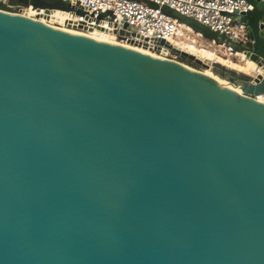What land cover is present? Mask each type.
Segmentation results:
<instances>
[{"label": "water", "instance_id": "1", "mask_svg": "<svg viewBox=\"0 0 264 264\" xmlns=\"http://www.w3.org/2000/svg\"><path fill=\"white\" fill-rule=\"evenodd\" d=\"M246 1L245 44L162 8L254 64L227 86L0 10V264H264V2Z\"/></svg>", "mask_w": 264, "mask_h": 264}, {"label": "built area", "instance_id": "2", "mask_svg": "<svg viewBox=\"0 0 264 264\" xmlns=\"http://www.w3.org/2000/svg\"><path fill=\"white\" fill-rule=\"evenodd\" d=\"M65 1L72 8L82 10L85 15L80 17L76 16L73 11L63 12L65 17L59 21L55 18L54 12L56 11L46 12L32 7L13 8L7 6L3 0L1 5L4 6L3 11L23 15L60 30L90 38L92 35L104 34L117 40L123 46L141 49L150 56L176 62L179 56L159 45L156 40H163L171 46L176 41H182L197 48L214 47L221 50L220 54L227 59L238 58L242 55L234 51L233 45L216 44L179 23L163 13V7L174 10L235 43L251 42L247 27L241 20L250 9L246 0H143L156 5V8L130 0ZM261 1L264 2V0ZM123 25H126V31L129 33V37L124 39L112 33L121 30ZM128 40L140 43V47L128 44ZM201 41L206 42L208 48ZM215 52L217 51L214 50L213 53ZM259 100L264 102V96Z\"/></svg>", "mask_w": 264, "mask_h": 264}, {"label": "bare ground", "instance_id": "3", "mask_svg": "<svg viewBox=\"0 0 264 264\" xmlns=\"http://www.w3.org/2000/svg\"><path fill=\"white\" fill-rule=\"evenodd\" d=\"M54 14H55V18L59 21H61L63 19V17H65L64 13L61 11H56V12H54ZM92 38H94L96 40L103 41V42L114 43V42H112L111 38H109V36H106L104 34H99V36L92 35ZM173 46H174V48H177V49L182 50L188 54H191L198 59L209 60L210 62H215V63H219L221 65H226L230 69L235 70L237 72L244 73V74H251L252 71H254V69H255L254 64L252 62L246 60L244 58V56L238 57L239 62H236V63L230 62L227 65V63H226L227 61L221 60L220 58L217 57V55L215 53H213L212 51H210L208 49L196 48L192 45H187L186 47H181L180 44L178 43V41H176V43H174ZM127 48H131L132 50H136V51L141 52L143 54H149L146 51H143L141 49H136V48L129 47V46H127ZM238 63H241V64H238ZM204 71L209 72V70H204ZM204 75L207 76L206 74H204ZM207 77H209V76H207ZM210 78H212V77H210ZM212 79L219 82L222 85H225V86L228 85L225 81L220 80L216 76H214V78H212Z\"/></svg>", "mask_w": 264, "mask_h": 264}, {"label": "rangeland", "instance_id": "4", "mask_svg": "<svg viewBox=\"0 0 264 264\" xmlns=\"http://www.w3.org/2000/svg\"><path fill=\"white\" fill-rule=\"evenodd\" d=\"M1 2H2V0H0V4H1ZM109 38H110V37H109ZM111 40H112V42H114L115 44L121 45L117 40H114L113 38H111ZM181 42H182V41H179V42H178V43L180 44L181 47H186V46H187V43H183V42L181 43ZM201 42H202L205 46H207V45H206V42H204V41H201ZM114 43H112V44H114ZM196 48H197V47H196ZM198 48H201V47H198ZM207 48H208V46H207ZM208 49H211L210 51H212V52H213L214 50H216L217 52H215V54L217 55V57L220 58L221 60L227 61V62H226L227 65H228V63H230V62H234V63L239 62V59H238V58L227 59V58L223 57V55L220 54L222 51L219 50V49H215L214 47H211V48H208ZM218 52H219V53H218ZM177 62L180 63V64H182V65H184V66H186V67H188V68H190V69H193V70H195V71L202 72L203 74H206L207 76L212 77V78H214V76L211 74V72H212L214 75H216V74H215V71H216V70L219 71V68H218L217 66H220V67H222V68H224V69H226V70L233 71V72H235L236 74L239 75V73H238L237 71L230 69L228 66H226V65H221V64H219V63H215V62H211V66H210V68L207 69V70H209V72L204 71V70H203L202 68H200L199 66H196L195 64H193V63H191V62H189V61H187V60H185V59H183V58H181V57L178 58ZM216 76L219 77L218 75H216Z\"/></svg>", "mask_w": 264, "mask_h": 264}, {"label": "trees", "instance_id": "5", "mask_svg": "<svg viewBox=\"0 0 264 264\" xmlns=\"http://www.w3.org/2000/svg\"><path fill=\"white\" fill-rule=\"evenodd\" d=\"M0 10H4V6H2L1 4H0ZM218 68H219V71L218 70H216L215 71V74L216 75H218L220 78H223V79H225V78H227L228 76H236L237 74L235 73V72H233V71H230V70H226V69H224V68H222V67H220V66H217ZM212 73V72H211ZM213 74V73H212ZM214 75V74H213ZM216 75H214V76H216ZM217 77V76H216ZM218 78V77H217Z\"/></svg>", "mask_w": 264, "mask_h": 264}, {"label": "crops", "instance_id": "6", "mask_svg": "<svg viewBox=\"0 0 264 264\" xmlns=\"http://www.w3.org/2000/svg\"><path fill=\"white\" fill-rule=\"evenodd\" d=\"M238 64H241V63H238ZM239 74H244V73H241V72H238Z\"/></svg>", "mask_w": 264, "mask_h": 264}]
</instances>
